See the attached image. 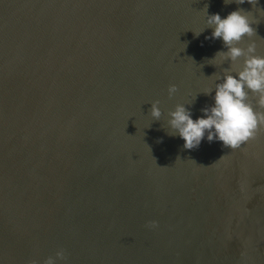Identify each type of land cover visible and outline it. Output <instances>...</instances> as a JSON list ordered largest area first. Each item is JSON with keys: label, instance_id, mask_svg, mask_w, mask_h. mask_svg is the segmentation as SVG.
Returning a JSON list of instances; mask_svg holds the SVG:
<instances>
[{"label": "water", "instance_id": "obj_1", "mask_svg": "<svg viewBox=\"0 0 264 264\" xmlns=\"http://www.w3.org/2000/svg\"><path fill=\"white\" fill-rule=\"evenodd\" d=\"M205 4L250 11L240 46L264 55V0H0V264H264V127L236 148L166 132L229 67L192 31Z\"/></svg>", "mask_w": 264, "mask_h": 264}, {"label": "clouds", "instance_id": "obj_2", "mask_svg": "<svg viewBox=\"0 0 264 264\" xmlns=\"http://www.w3.org/2000/svg\"><path fill=\"white\" fill-rule=\"evenodd\" d=\"M225 4L235 2L238 6L245 2L254 5L257 0H223ZM248 12L241 7L221 16L219 12L209 13L208 5L203 8V27L193 31L199 36L206 28L211 33L205 39H220L223 48L218 50L208 61L214 65L229 62V67L216 75L214 86L202 91L210 94L214 91L213 103L200 109L202 115L195 119L192 110L186 105L192 104L195 97L187 103H177L168 112L166 132L170 136H179L183 147H199L203 139L222 142V146L236 148L256 135L264 127V55L257 54V44L250 40L246 46H240L245 36L251 37L255 32ZM177 85L170 84L168 95L171 97ZM160 101L151 102L152 120H159L162 112ZM153 226L155 221L150 222ZM64 250L58 249L55 256H48L43 264H57L63 259ZM30 264H39L31 261Z\"/></svg>", "mask_w": 264, "mask_h": 264}]
</instances>
